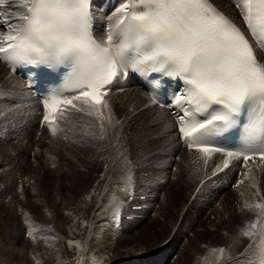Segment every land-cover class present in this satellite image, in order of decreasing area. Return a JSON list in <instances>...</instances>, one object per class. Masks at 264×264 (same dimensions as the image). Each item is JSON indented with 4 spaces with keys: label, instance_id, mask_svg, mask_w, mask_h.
Listing matches in <instances>:
<instances>
[{
    "label": "snow or ice",
    "instance_id": "6c2138e0",
    "mask_svg": "<svg viewBox=\"0 0 264 264\" xmlns=\"http://www.w3.org/2000/svg\"><path fill=\"white\" fill-rule=\"evenodd\" d=\"M234 3L254 42L210 0H123L103 42L94 36L92 0H0V62L44 75L66 69L61 86L42 97V123L53 136L62 131L57 117L72 112L95 117L103 133L105 110L111 123L110 86L130 69L149 81L152 104L175 109L176 132L189 151L205 163L219 153L216 172L239 160L247 167L264 161V0ZM165 77L183 85L168 103L158 94ZM241 123L238 146L223 147L220 138ZM247 207L259 218L242 235L259 237L251 264H264V203Z\"/></svg>",
    "mask_w": 264,
    "mask_h": 264
},
{
    "label": "rangeland",
    "instance_id": "374dc122",
    "mask_svg": "<svg viewBox=\"0 0 264 264\" xmlns=\"http://www.w3.org/2000/svg\"><path fill=\"white\" fill-rule=\"evenodd\" d=\"M213 1L228 15L240 20L239 11L232 0H225L231 7V12L225 10L218 0ZM7 70L0 71V86L5 90L0 92V264H133L126 263L129 259H126L121 251L126 249V244H131L136 236L141 243L151 248L160 244L148 260L136 264H196L198 256L207 252L206 247L214 232L209 230L212 226L205 222L208 215H205L206 211L203 213V210H200L201 202L209 196L215 197V192L222 187L215 185V191L212 185L202 190L197 189L196 176L190 179V185H178L181 193L176 192L174 195L168 188L164 190L163 185L174 180L173 173L177 171L175 163L184 158L183 153L172 158L169 154L161 157L148 156L145 146L136 142V137L133 138V127L127 131H118L120 124H112L114 136L119 143L117 151L122 152L121 155L116 153L113 157L107 149V156L99 155L100 150L97 151L111 140L108 134L105 143L104 140L101 142V139H98L102 133L95 117L75 112L60 116L57 126L62 131H58L55 136L47 125L39 129L37 119L33 124L29 123V116H21L18 114L19 110L6 106L8 101H4V97L10 96L13 90L24 88L23 83L19 87L9 81ZM115 91L123 96L121 90ZM139 101L140 98L131 104L128 110L136 109ZM13 103L14 101H11L9 104ZM115 117L117 123L122 119L119 114ZM148 127L158 132L156 127ZM101 159H106V162L99 161ZM107 160L111 161L112 167L122 168L112 179L131 185H123L128 191L126 194L112 192L114 195L110 199L108 196V201L93 199L89 197L92 190L95 189L96 197H101L104 192L101 187L95 188V182L97 179L102 180V171L109 163ZM171 160L174 161L170 162ZM162 164L167 165V168L162 169ZM151 165L156 172L149 174L144 169L145 166L147 168ZM238 174L240 176V172ZM163 180L165 182L161 186ZM250 181H253V177H250ZM192 187L194 191L189 193L188 203L191 207L198 201L196 212L194 208H190L192 211L188 215H176L177 211L181 213L183 202L189 196L186 194ZM247 189L244 194L253 191L252 185ZM224 193L221 192V197L227 194ZM161 195L164 199L167 198L166 206L163 205L165 201ZM236 199H229L226 208L231 209L232 206L239 205L242 210V207L256 204L254 198ZM97 205L107 211V215H97L103 218L100 222L91 215L92 208ZM117 208L118 218L115 215ZM216 208L218 207L214 205L207 214L213 215ZM247 210L248 213L245 214L225 215V221L223 219L216 223L218 232L214 233L220 236L213 241V245L218 249L222 246L220 244L227 242L224 249L228 255L226 264H234L237 255L251 240L249 238L246 242L248 237L242 233L259 215L256 209ZM109 219L117 222L116 226L115 223L113 225L114 229L118 230L117 236L115 235L118 240L115 244L111 227L106 225ZM156 219L165 224L162 233L154 222ZM175 222V227H171ZM135 223L137 229L132 228ZM148 225H152L151 234L150 238L146 239L148 236L143 235V230ZM224 227H230L227 233L223 232ZM30 231L32 236H29ZM220 232L226 237L225 240L221 238ZM189 240H193V245L188 246ZM258 240L259 237L256 238L257 243ZM69 242H72L71 246ZM248 250L247 255L253 258L250 261L248 258V264H251L256 257V248L249 247ZM157 255L160 256L156 257Z\"/></svg>",
    "mask_w": 264,
    "mask_h": 264
},
{
    "label": "bare ground",
    "instance_id": "6f19581e",
    "mask_svg": "<svg viewBox=\"0 0 264 264\" xmlns=\"http://www.w3.org/2000/svg\"><path fill=\"white\" fill-rule=\"evenodd\" d=\"M218 1L225 7V10H228L229 12H231V7L229 6L227 1L225 0H218ZM121 2L122 1H120V3ZM114 12L115 11L110 12V14H108L107 16H103L102 14L99 13L98 16L103 21L110 22V20L116 19V17L112 15ZM109 17H111V19H109ZM97 23H98V27L100 28L102 25L101 21L97 20ZM0 27H6V26H3L2 21H0ZM5 70H7V66L0 62V71L5 72ZM7 71H8L7 77L9 81L12 84H15L16 86H19V87H21L22 82H23L24 88H22L23 90L20 88V90L22 91L13 90L10 96L8 95H7L8 97L5 96L4 97L5 99L3 98L4 101L5 100L6 102L8 101L6 103V106L8 108L12 106L15 108V110H19L18 114L21 116H25V117L29 116L30 117L29 123L33 124V122H35L37 119L39 121V129L41 127L45 128V125H42L41 123L42 109L40 106L39 98L37 96H34L30 89H27L25 87V82L22 81V79H20L17 75L12 74L9 70ZM1 78L2 76L0 74V81H2ZM2 88L3 87L0 86V92L3 90ZM115 89H118L119 91L121 90L123 93V96L117 94ZM4 95H6L5 92H4ZM139 98H140V101L136 109H134L133 111L128 110V107ZM107 99H108L109 106L110 105L112 106L110 108L111 109V112H110L111 123H109L107 119L109 113L107 112V110H105L104 130H103V133L101 134L103 135V139L101 138H98V139H101L100 140L101 142L104 140V143H105V137H106V134H108L111 141L105 147L104 146L100 147L97 150V151L100 150L99 155L107 156V154L110 153V156L113 157L116 153L118 155L122 154V152L118 153L117 151L119 143H117L116 138L114 136V130L112 129V124L117 125V126L118 124H120L119 128L117 129L118 131L119 129L121 130L124 129L125 131H127L128 128L130 129L131 127H133L135 129L133 133V138L136 137L135 139L136 142L145 146L144 147L145 152L147 153L148 156L153 155L156 157H161L164 154H169L171 155L170 158H172V157H175V155L177 154L179 155L183 153L184 158L180 160L179 163H175L177 165V171L175 172V174L173 173L174 180L172 181V183L168 182L165 185H163V183L165 182L163 180V182L161 181V186L163 185L162 188L164 190L168 188L175 195L176 192L177 193L180 192L178 189L179 188L178 185L182 186L185 183L188 186L190 185V182H191L190 179L196 176L198 177L197 189L202 190V189H205V187H208V186L210 187L212 185V188L215 191L217 190L216 188H214L215 185L217 184L220 185L219 187H222V188H219L217 190L218 192H215L217 193L215 197L209 196L205 198L203 201L201 199V201L204 203L201 202L202 207H200V210H203L202 211L203 213L206 211L205 215H208L207 218H205L206 221L205 220L204 221L207 224L212 226V228L209 229L210 231L218 232L216 223L218 224V222L222 221L223 219H224L223 221H225V218H224L225 215L232 216V215H240L243 213L244 214L248 213L247 209H249V207H242V210L240 209L239 205L232 206L231 209L226 208V204L229 199H234L236 201L237 200L236 198L238 197H242L244 199L254 198L256 204L264 203V161L258 160L255 163L248 162L247 167H245L244 164L242 165L239 163L241 160L233 161L232 164L229 166V168H227L226 170L221 171V172H216L215 171L216 166L220 164L223 157L217 153L210 160H208L207 163H205V161L201 158V154L197 153L195 150L189 151L188 148L185 147L186 145L183 146V143L179 141L178 133H176V124L174 123L173 117L171 116L169 111L166 108H161L157 106L156 104H152L151 98L149 97L148 93L142 87L135 84L132 80H129L124 84H118V85L113 86L112 90L109 93V97ZM11 101H14L12 105L9 104ZM116 114H119V116L122 118L119 121V123H117V119L115 117ZM144 118H145V121H144ZM98 122L99 124L101 123L100 121ZM148 126L156 127L158 129V132H155L151 127L149 128ZM100 131H101V128H100ZM46 132L48 133V130ZM99 137L101 136L99 135ZM105 149L109 150V153H107ZM125 159L127 160V158ZM99 161L105 163L106 159L104 160L101 159ZM107 161L109 163L106 165V167L104 166L105 169L102 171L103 173L102 180L97 179L95 182V185H96L95 188L99 189L101 187L102 189H104V192L101 197H99L100 195L96 197L95 189L92 190L89 194V197L91 196L93 199L101 198L102 201L104 200L108 201L107 197L109 196V199H110V197L114 195L113 194L114 192H119V193L122 192L124 194L128 193V191H126L123 185L126 183L128 185H131L125 181L122 182V181H118L117 179L113 180L112 178H114V174L118 175L119 174L118 171L122 168L119 166L112 167L111 161L110 160H107ZM173 161L174 160H171L170 162H173ZM122 164H123L122 166H124L125 162ZM142 164H145V163H142ZM146 166L144 170L148 171L149 174L156 172V169L152 165L147 168ZM161 167L162 169L163 168L166 169L167 165L162 164ZM132 170L133 172H135L134 168H132ZM240 171L241 173L239 176L238 172ZM214 172L216 174L213 177L211 176L212 178H208V175H211ZM245 174H247V176ZM166 176H164L163 179H165ZM250 177H253V181H250ZM241 180H244V182L240 183ZM251 185H252L253 191L250 190L244 194L245 190H248L247 187ZM169 186H173V188H169ZM193 191L194 190L192 187L189 190V192H187L186 195L188 196L189 193ZM221 192L222 193L227 192V194L224 195L225 194L224 193L223 194L224 196L221 197ZM162 199L165 201L163 205L166 206L167 198L164 199V196H162ZM169 199H172V198L169 197ZM189 200H190V195L187 197L186 201L183 202L182 208L180 210L181 213L176 210L177 211L176 215H179V214L184 215V213L188 215L193 210V208L195 209V212H196L198 201H196L195 204H193L190 207L188 203ZM214 205H216L218 208L213 210V215L207 214V213H210V211L214 208ZM190 208L192 210H190ZM102 209L104 208L99 207V205H97L91 210L92 218L94 217L97 222H100L103 219L100 216L97 217V215H107V211H104ZM240 211H242V213H239ZM257 211L259 212V210ZM154 222L157 225V228L162 233V231L165 228V224L161 222V220L158 221V219H156ZM114 223L116 226L117 222H114L113 219H109L108 224H106L111 227V234L114 236L113 244H115L114 242L118 240L116 239L117 237H115V235L117 236L118 234V230H116V228L114 229L113 227ZM175 224L176 222L173 223L171 227H175ZM134 225L135 226L132 225L133 226L132 228L137 229L138 227H136V223ZM151 226L148 225L143 230V235H145V237L148 236V238L146 239L150 238ZM228 228L230 227H224L223 232L227 233ZM247 229L248 228H245V230ZM214 232H212L211 234V240H210L211 242H209L208 246L206 247L208 248L207 252L204 255L198 256V260L196 264H226L228 263L226 260L228 255L226 254L225 250L223 254H221L219 251L220 249H225V243L227 242H223V244H220L222 246L216 249L215 248L216 245H213V241L220 235L218 236V234H215ZM221 238L225 240L226 237L224 235L222 236L221 234ZM221 238H219V240H221ZM248 240L249 238H247L246 242H248ZM192 242L193 240H189L188 246L193 245ZM254 242H256V240L254 241L251 239L250 242H248L246 246L242 248L241 252L237 255L236 259L234 260V264H243V263L248 264L249 263L248 258H249V261L253 259L252 257L250 258L247 255L246 251L249 249V245H252L251 248H256ZM158 245L160 246V244ZM158 245H155L154 247L151 248V246L149 245L147 246L141 243V240L139 239V237L136 236V239L133 242H131V244L127 243L126 249L122 250L121 252L123 253V255H125L126 259L127 258L129 259L126 261V263L130 262V263L136 264L140 261L148 260V257L150 255H153L156 252L155 250L156 248L158 249L159 247ZM160 251L163 252V250H160ZM158 256L160 255H157L156 257ZM146 263L147 262L141 263V264H146Z\"/></svg>",
    "mask_w": 264,
    "mask_h": 264
}]
</instances>
